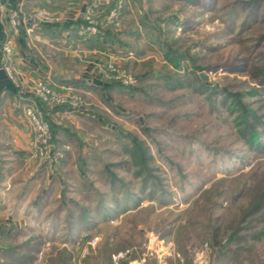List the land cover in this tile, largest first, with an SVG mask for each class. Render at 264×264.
Returning <instances> with one entry per match:
<instances>
[{
  "label": "rangeland",
  "instance_id": "374dc122",
  "mask_svg": "<svg viewBox=\"0 0 264 264\" xmlns=\"http://www.w3.org/2000/svg\"><path fill=\"white\" fill-rule=\"evenodd\" d=\"M99 22L98 37L119 31L108 86L52 87L77 105L36 98L56 152L36 156L24 184V261L49 247L43 260L53 251L61 263L70 244L100 236L88 264L122 250L116 264H147L148 235L168 263L264 264V0H122L118 29ZM109 62L134 82L122 85ZM56 107L68 130L53 144Z\"/></svg>",
  "mask_w": 264,
  "mask_h": 264
},
{
  "label": "crops",
  "instance_id": "0c3cea01",
  "mask_svg": "<svg viewBox=\"0 0 264 264\" xmlns=\"http://www.w3.org/2000/svg\"><path fill=\"white\" fill-rule=\"evenodd\" d=\"M59 1L63 2V0H3L0 7V264H50L49 258L54 255L51 251L48 253L50 256L43 260L44 250L49 251L50 248H40L31 262H25V251L21 247L23 243L21 229L32 218L23 208L27 202L26 197L22 200V193L24 194L26 187L24 184L31 183L35 178L34 174L39 173L41 169L35 154L36 134L24 114L25 105L37 102L32 91L35 82L44 80L52 87L65 89L68 93L81 86L99 90L109 84L106 82L107 75L103 69L104 61L114 56L115 60L122 62L120 54H117L119 50L116 49L120 41L119 31L111 42L103 37L83 39L77 34L76 21L77 17L80 18L85 0H66V4L58 5L60 8L53 6L54 12L39 8L43 3L51 10V3L56 4ZM9 9H17L20 13L21 22L17 29H13L9 22ZM39 10H44L48 14V19L39 18L37 15ZM6 38L12 40L10 57H5L2 51ZM129 55L130 52L126 58L129 59L131 57ZM6 64L17 72L18 88L8 78L4 70ZM48 110L54 120L51 122L54 144L60 139V133H66L68 130L61 124L62 121H56V116L68 115L59 107ZM55 152L56 146L53 145L49 157L44 160L51 161L55 158ZM95 237L99 239L100 236ZM147 237H149L147 264H172L168 263L171 251L168 249L167 252H163L160 248H151L152 244L159 243H154L151 236ZM69 246L66 249L69 252L68 264H88L89 254L97 253L90 252L95 247L93 245L89 247L88 242L83 249L76 243ZM75 254L78 256L75 257ZM87 255L88 258L84 261L83 257ZM163 255L167 257L166 260L163 259ZM107 256L111 264H116L111 256L108 254ZM208 259L210 264L211 257ZM208 259H204L207 264ZM145 260V257L128 256L126 264H144ZM178 261L184 264L183 258H179ZM229 263L230 260L227 261V264ZM212 264H215L214 257Z\"/></svg>",
  "mask_w": 264,
  "mask_h": 264
},
{
  "label": "built area",
  "instance_id": "2783aa9c",
  "mask_svg": "<svg viewBox=\"0 0 264 264\" xmlns=\"http://www.w3.org/2000/svg\"><path fill=\"white\" fill-rule=\"evenodd\" d=\"M2 3L3 0H0V7ZM121 6L122 0H87L80 15V23L76 25L77 34L83 39H89L92 36H101L103 29L99 22V17L103 14L107 22L115 27V29H118L121 25ZM37 15L41 19H48V14L44 10H39ZM8 19L12 28L17 29L21 22L19 11L17 9H9ZM2 51L5 57H10L12 54V40L10 38L4 40ZM4 70L10 81L18 88L19 81L17 72L8 64L4 66ZM106 70L124 86H129L134 82L132 74L126 70L119 69L114 62H109L106 65ZM32 91L41 103L49 106L67 101V99H70L71 102H76V105L79 104L74 94L71 96H59L54 92L51 84L44 80L36 81ZM24 114L36 134L35 154L39 157H47L51 148V128L49 121L45 119L44 113L37 103L25 105ZM97 239V237H94L88 243L94 244ZM128 252V250L118 251L111 255L112 260L117 263L120 259L127 256Z\"/></svg>",
  "mask_w": 264,
  "mask_h": 264
},
{
  "label": "trees",
  "instance_id": "16d2710c",
  "mask_svg": "<svg viewBox=\"0 0 264 264\" xmlns=\"http://www.w3.org/2000/svg\"><path fill=\"white\" fill-rule=\"evenodd\" d=\"M80 23V18L76 21V25L77 24H79ZM105 38L108 40V41H111V39H113L115 36H116V34H115V32L114 31H112V32H105ZM92 38H96V37H91V38H89V39H92ZM50 128H52V126L50 125ZM53 137H54V132L52 131V140H53ZM231 253V252H230ZM218 254H220L221 255V252H219ZM223 254H225V251L223 252ZM224 258H226V257H224ZM68 259H69V254L68 255H66V254H64V256H63V262H59V263H57V262H55L56 260H55V257H54V255L53 256H51L50 257V259H49V262H50V264H66V261L68 262ZM229 260V259H228ZM53 262V263H52ZM188 262V261H187ZM186 263V262H185ZM189 263V262H188ZM68 264V263H67Z\"/></svg>",
  "mask_w": 264,
  "mask_h": 264
}]
</instances>
